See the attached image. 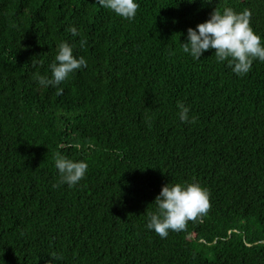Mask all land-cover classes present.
I'll list each match as a JSON object with an SVG mask.
<instances>
[{"label":"trees","instance_id":"obj_1","mask_svg":"<svg viewBox=\"0 0 264 264\" xmlns=\"http://www.w3.org/2000/svg\"><path fill=\"white\" fill-rule=\"evenodd\" d=\"M137 2L127 20L97 0H0V264H264V62L237 76L181 46L216 8L264 37V0ZM62 41L87 67L58 95L35 76ZM57 153L88 163L77 186L53 187ZM193 181L207 214L149 231L162 187Z\"/></svg>","mask_w":264,"mask_h":264},{"label":"clouds","instance_id":"obj_2","mask_svg":"<svg viewBox=\"0 0 264 264\" xmlns=\"http://www.w3.org/2000/svg\"><path fill=\"white\" fill-rule=\"evenodd\" d=\"M97 3L100 7L127 20L134 19L140 7L137 0H97ZM66 31L73 37L81 35L75 26L69 27ZM86 44V39L81 38V47ZM181 46L184 53L197 61L201 60L205 52L215 50L217 61L220 63L227 61V66L237 76L247 75L255 60L264 62V37L253 30L249 11L236 12L232 8L221 11L216 8L205 22L197 24L195 28H188L186 42H181ZM86 67L85 57L77 56L74 46L62 41L57 45V54L50 65L51 76L37 73L35 79L41 89L55 88L57 94L61 95L63 89L60 85L78 70ZM177 107L181 122L196 123V117L189 115L190 106L178 102ZM88 167V163L84 160L77 161L57 153L55 168L59 173V183L54 184L53 187L64 184L69 187L77 186L85 178ZM210 200V190L199 182L168 183L156 196L153 203L155 210L148 214L146 227L161 238H166L170 231H184L189 221H195L207 214L211 207ZM51 257L57 264L63 259L57 254H52ZM52 260L48 264H52Z\"/></svg>","mask_w":264,"mask_h":264}]
</instances>
